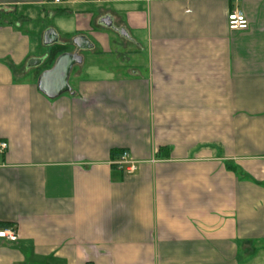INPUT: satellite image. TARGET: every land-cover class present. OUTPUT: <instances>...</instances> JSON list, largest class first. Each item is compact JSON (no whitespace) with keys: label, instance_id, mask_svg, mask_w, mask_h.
Returning a JSON list of instances; mask_svg holds the SVG:
<instances>
[{"label":"crops","instance_id":"obj_1","mask_svg":"<svg viewBox=\"0 0 264 264\" xmlns=\"http://www.w3.org/2000/svg\"><path fill=\"white\" fill-rule=\"evenodd\" d=\"M48 29L120 63L50 100ZM2 142L0 264H264V0H0Z\"/></svg>","mask_w":264,"mask_h":264},{"label":"water","instance_id":"obj_2","mask_svg":"<svg viewBox=\"0 0 264 264\" xmlns=\"http://www.w3.org/2000/svg\"><path fill=\"white\" fill-rule=\"evenodd\" d=\"M110 26L107 20L102 21ZM58 43V37L52 29H48L43 35V44L53 46ZM72 45L75 48L74 53L66 52L59 55L53 62L50 69L44 70L38 75L36 86L38 91L46 98L53 100L63 94L71 93L69 86V76L75 66L83 63V57L78 51H87L92 49V44L84 36H78L72 39ZM30 64L38 66L40 61H32Z\"/></svg>","mask_w":264,"mask_h":264},{"label":"built area","instance_id":"obj_3","mask_svg":"<svg viewBox=\"0 0 264 264\" xmlns=\"http://www.w3.org/2000/svg\"><path fill=\"white\" fill-rule=\"evenodd\" d=\"M61 0H52L53 3L58 4ZM99 1V0H94ZM227 27L231 32H241L248 29V21L245 15L239 11L234 10L227 16ZM6 143H0V153L6 151ZM119 169L131 174L137 170V163L130 159L127 152H123L115 164ZM21 238L20 233L13 227L0 228V244H15Z\"/></svg>","mask_w":264,"mask_h":264},{"label":"rangeland","instance_id":"obj_4","mask_svg":"<svg viewBox=\"0 0 264 264\" xmlns=\"http://www.w3.org/2000/svg\"><path fill=\"white\" fill-rule=\"evenodd\" d=\"M50 13H48L46 15L45 18H39L40 19V22H42V24H45V25H53L54 24V21L52 20L53 17L49 15ZM36 22V21H35ZM32 36L35 37V35L33 34ZM114 40V42L117 44V46L113 45L112 43V46H111V49L113 52H115L116 50V53H113L111 55H98V54H91L93 52H88V51H78V54L81 55V57L84 58V64H83V70H85V68L88 66V65H97L98 67L104 69V66L105 67H110V65H116V64H119L120 63V59L117 55H120L121 53V44H122V40L119 38V37H112L111 38V35H110V41ZM66 47H67V51H69L70 53H74L75 52V48L72 47L71 45V41H68L66 42ZM44 51V50H42ZM79 69V67H74V69ZM69 83L72 84L74 83V80L72 78V76L70 77L69 79Z\"/></svg>","mask_w":264,"mask_h":264},{"label":"trees","instance_id":"obj_5","mask_svg":"<svg viewBox=\"0 0 264 264\" xmlns=\"http://www.w3.org/2000/svg\"><path fill=\"white\" fill-rule=\"evenodd\" d=\"M60 14V12L58 13ZM13 22H22V17L15 15V18L12 19ZM67 52V47L62 45H53L51 49L49 50L48 57L45 59L46 61L42 64V66L37 70V75L38 76L41 72L44 70L50 69L54 60L61 54Z\"/></svg>","mask_w":264,"mask_h":264}]
</instances>
